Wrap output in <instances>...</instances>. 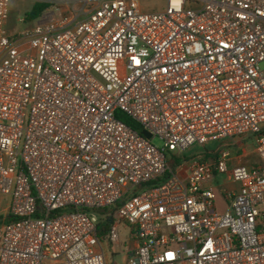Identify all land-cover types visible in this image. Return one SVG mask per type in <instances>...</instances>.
<instances>
[{
    "label": "built area",
    "instance_id": "2783aa9c",
    "mask_svg": "<svg viewBox=\"0 0 264 264\" xmlns=\"http://www.w3.org/2000/svg\"><path fill=\"white\" fill-rule=\"evenodd\" d=\"M10 2L0 0V193L11 197L0 264H107L103 242L119 244L124 225L127 264H264V0H167L161 12L99 0L83 18L44 14L18 33ZM247 137L255 167L224 144ZM215 141L216 152L182 157ZM218 175L240 185L223 213L205 186Z\"/></svg>",
    "mask_w": 264,
    "mask_h": 264
},
{
    "label": "rangeland",
    "instance_id": "374dc122",
    "mask_svg": "<svg viewBox=\"0 0 264 264\" xmlns=\"http://www.w3.org/2000/svg\"><path fill=\"white\" fill-rule=\"evenodd\" d=\"M39 0H11L10 2V14L7 21V30L10 33H18L24 30L26 27L35 24L34 22H25V14L28 13L33 5ZM99 0H55L52 2V6L43 13L58 19L60 24L65 22H71L79 18H83L94 9ZM141 7L145 12H161L167 5V0H140ZM42 17V16H41ZM152 143L159 147H164V142L159 137H154ZM222 142H211L205 146L195 144L189 150L183 153L182 157L191 158L198 157L206 153L216 152L220 149ZM226 148H228L235 156L240 157L241 163L247 164V160L251 162L259 161V155L256 151L255 141L252 138H244L241 140H227L224 142ZM174 155V153L169 156ZM171 166L175 167L172 163ZM220 176V182H226L224 175ZM217 176V177H218ZM221 190V189H220ZM1 210V206H0ZM261 210L264 211L261 207ZM262 211V213H263ZM3 212H0V219L3 217ZM261 222L264 225V215L261 217ZM127 225L120 228L121 240L119 244L112 243L111 241L103 242V247L106 254L107 264H127L124 259V251L131 247L132 241L128 237Z\"/></svg>",
    "mask_w": 264,
    "mask_h": 264
},
{
    "label": "crops",
    "instance_id": "0c3cea01",
    "mask_svg": "<svg viewBox=\"0 0 264 264\" xmlns=\"http://www.w3.org/2000/svg\"><path fill=\"white\" fill-rule=\"evenodd\" d=\"M256 151H257V147H256ZM257 153H258V151H257ZM240 157H238V159L236 160V164L240 163V164L246 165L248 167H255V166H258V165L261 164L260 156H259V161L251 162L252 160H247L246 161L247 164L241 163L239 161V158ZM219 178H220V176L216 177L212 181L206 183L205 186L206 187H210V188H212L214 190L216 210L218 212H220V213H223V212L227 211V209H228V200H227V196H226L227 195V192L228 191H233V190L239 189L240 188V185L238 183H235V182L229 180L228 177H226V176H225L226 182H220L219 181ZM10 205H11V197L10 196H7V195H3V194L0 193V206H1L0 212H3L4 213L3 214V217H1V219H0V224L5 219V217L7 216V213L9 211ZM263 206H264V203L262 205V208H263ZM263 215H264V211H263ZM260 228L262 230H264V225H263L262 222H261ZM124 254H125L124 259L127 262L128 255L126 254L125 251H124Z\"/></svg>",
    "mask_w": 264,
    "mask_h": 264
},
{
    "label": "trees",
    "instance_id": "16d2710c",
    "mask_svg": "<svg viewBox=\"0 0 264 264\" xmlns=\"http://www.w3.org/2000/svg\"><path fill=\"white\" fill-rule=\"evenodd\" d=\"M55 0H39L37 1L32 9L25 14L24 17V21L25 22H34L36 20H38L45 11H47L51 6H52V2ZM117 117L119 119H121L124 123H126L127 125H129L130 127L136 129V130H141L142 126L136 122L135 120H133L131 117L125 115V114H121L118 113ZM181 159L178 157H173L172 159V163L177 166L181 163ZM114 222V213H112V215L108 216L103 224L101 225L102 230H101V235L105 236L109 230V228L111 227V225Z\"/></svg>",
    "mask_w": 264,
    "mask_h": 264
},
{
    "label": "water",
    "instance_id": "95a60500",
    "mask_svg": "<svg viewBox=\"0 0 264 264\" xmlns=\"http://www.w3.org/2000/svg\"><path fill=\"white\" fill-rule=\"evenodd\" d=\"M143 134L148 138L151 139L152 135L148 131H143Z\"/></svg>",
    "mask_w": 264,
    "mask_h": 264
}]
</instances>
